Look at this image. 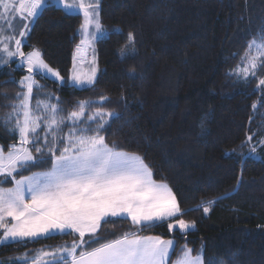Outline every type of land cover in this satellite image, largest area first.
Instances as JSON below:
<instances>
[{"label": "trees", "instance_id": "1", "mask_svg": "<svg viewBox=\"0 0 264 264\" xmlns=\"http://www.w3.org/2000/svg\"><path fill=\"white\" fill-rule=\"evenodd\" d=\"M100 20L111 35L95 42L99 73L85 88L71 84L84 15L50 0L29 23L24 20L22 51L39 50L64 79L60 84L34 73L41 87L33 88L32 105L38 90L49 89L58 96L54 102L61 113L79 111L84 101L89 117L98 109L118 113L98 133L106 143L140 155L154 179L173 189L182 210L200 205L178 216L194 223L183 234L167 228L170 220L139 228L127 218L112 217L102 223L101 235L110 240L135 232L173 238L170 263L186 246L194 254L203 248L204 264L212 258L223 264H264V88L254 91L258 77L243 81L231 74L244 62L249 42L261 40L264 0H100ZM129 33L135 55L122 59L120 51L131 47ZM17 64L12 59L0 67V145L5 152L20 141L18 131L13 134V105L21 101L19 82L29 73ZM132 71L135 79L126 75ZM100 123L90 122L92 133ZM36 147L32 150L39 158ZM43 156L48 157V149ZM51 166L46 159L16 175ZM76 239L63 233L0 244V264H16L18 254Z\"/></svg>", "mask_w": 264, "mask_h": 264}, {"label": "snow or ice", "instance_id": "2", "mask_svg": "<svg viewBox=\"0 0 264 264\" xmlns=\"http://www.w3.org/2000/svg\"><path fill=\"white\" fill-rule=\"evenodd\" d=\"M42 6V0H33L28 7V15L35 16ZM23 8L24 6L21 5ZM65 7H70L65 5ZM80 8H84V24L82 30L87 31L89 25H93L97 33H100L102 26L99 20L98 4L85 8L81 3ZM27 28V25H25ZM120 33V30H116ZM105 35H111L105 32ZM264 40V30L259 34ZM21 37L25 32L20 33ZM0 43H3L0 40ZM82 44L85 41L81 42ZM127 43L131 46L127 51L122 49L119 53L122 59H127L129 55H135L134 36L129 33ZM15 51H8L7 47L0 50V54L7 53L11 60L16 55L24 58L27 63L29 75L19 82L27 89L24 99L14 108L22 110L23 121L17 120L13 134L18 131L20 136V146H12V150L5 156L0 150V175L11 177L15 186L12 188H0V244H5L9 240L24 241L25 238H35L49 232L59 231L67 234H78L79 241H73L71 247H64L56 254L58 259L53 258L46 264H166L170 255V250L174 251L175 241L164 240L159 236L141 237L136 234H124L122 237L99 243L97 247L90 248L92 244L98 243L103 237L98 235L101 222H107L106 217L131 218L135 225L141 227H151L162 225L163 222L174 220L168 223L169 230H179L182 234L194 228V223L184 219H175L182 216L187 211L198 210L189 208L182 210L175 194L167 184L157 183L153 180L151 169L144 163L143 159L136 155L123 151L114 150L106 142L104 136L99 135L105 125L111 123V119L119 118L118 113L103 112L97 110L89 121L100 120L101 123L94 135H87L89 128H80L81 133L77 135V129H73L68 135L70 147H65L56 155L57 149L49 148L48 157L43 156V149L36 147V152L41 153L37 158L31 154L28 144L33 147L39 140H29V136L36 133L40 127L38 121L40 117H33L29 101L33 95V88L41 87L36 85L32 73H51L59 76L41 59L39 51H32L25 54L21 51L22 40H15ZM248 48L257 50V55L248 57V66L242 70L245 79L249 76L255 78L258 59L264 58V44L258 43L255 39L249 42ZM264 67V64L260 65ZM240 75V72L231 73ZM130 79H135L138 74L134 71L126 73ZM77 84H93L95 81V69L86 78L80 76L73 77ZM9 82H15L14 80ZM264 86V79L259 80L258 88ZM18 94V97L19 98ZM105 103L109 98L101 97ZM264 100V94H262ZM41 102H38L39 110ZM85 105L82 103L80 111L69 114V119L75 123L85 115ZM257 105H253L256 108ZM45 110L51 109V121L47 124L49 133H54L64 123V120H57L56 113L59 109L55 105H44ZM21 113L17 112V116ZM107 116L110 119L105 120ZM82 122V121H81ZM203 127V124L201 125ZM47 144V136L44 137ZM251 140V137H248ZM63 142V141H61ZM254 153L255 149H251ZM46 159H51V169L47 172L33 173L31 176H22L15 179L14 173L20 170H28L29 167L44 163ZM4 182H7L5 180ZM26 194L30 199H26ZM215 200L208 201L209 204ZM209 207L204 206L203 212L208 213ZM11 218L13 223H6L7 218ZM202 248L195 257L192 250L186 246L182 249V255L176 264H203ZM49 255V254H45ZM27 264V259H24ZM35 264V261H34ZM208 264H223L222 260L212 258Z\"/></svg>", "mask_w": 264, "mask_h": 264}, {"label": "rangeland", "instance_id": "3", "mask_svg": "<svg viewBox=\"0 0 264 264\" xmlns=\"http://www.w3.org/2000/svg\"><path fill=\"white\" fill-rule=\"evenodd\" d=\"M58 1L60 3L59 5H61V4L62 5H69V6L72 5V8H71V6L67 7V8L65 6H63L68 11L75 12V13L81 12L83 15H84L85 9L79 7V5L81 3H83L85 5V8H89V10H90V6L98 4L97 11L99 12V20H100V0H58ZM22 2L24 3V9L22 11L28 13V7L30 6V4L33 1L32 0H23ZM54 2L57 3L56 1H54ZM10 7L11 6H8V8H10ZM42 8H41V10H42ZM39 13H37L35 16H37ZM15 15H16L15 11L10 10L6 13L4 11V9H2V6L0 5V40L3 41V43H0V50L7 47L8 51H13V52L15 51V48H12V43H11V37L13 36L14 33H13V31H10L11 30L10 24L14 20ZM35 16L28 15L27 23H29L30 19H32ZM84 20H85V17H84ZM100 23H101V20H100ZM101 26H102L103 31H101L100 33L96 32V29L94 28L93 25H89L87 31L82 30V33H83V40L82 41H85V43L84 44L80 43L78 48H77L76 56H75V60H74V65L72 68V75H71V84L78 87V88L89 87L93 84H88V83L77 84L75 82V80L73 79L74 75L80 76L83 79V78H86L87 76L91 75L93 69H95V81H96V78L98 76L99 63L97 60V56L95 55V52H94L95 42L99 38L106 37L107 35H105L104 33L108 32L107 28L102 23H101ZM256 41L258 43L264 44V40H256ZM20 48H21V46H20ZM21 51H22V49H21ZM34 51H39V50L35 49ZM256 55H257V50L255 48H253L251 51L248 50V53H247L248 57H252V56H256ZM13 59H18V64H17L18 66L24 65L25 67H27L26 60L24 58L20 57L19 55H16ZM41 59L54 72L59 73V71L57 69L53 68L51 65H49L43 59L42 55H41ZM9 61H10V59L8 58L6 52H3L2 54H0V65H1L0 67L4 66ZM248 63H249L248 59H245L244 62L241 65H239L235 70V73H237V72L241 73L240 75H236V76H238V78L243 80V81H248L249 79L252 78L251 76H249L248 79H245L242 75V70L248 66ZM256 63H257V70L255 72V78L258 77V78H260L259 80L264 79V75H262L263 67L260 66L261 64H264V58L258 59L256 61ZM34 73H32L33 79H34ZM41 74L46 76V77H49L53 80L58 81L60 84H63V82H64V79L60 73H59V76H54L51 73H46V72L41 73ZM27 75H29V74H27ZM95 81H94V83H95ZM36 85H38V84H36ZM261 88H264V86H261ZM26 92H27V89L25 87H23V90L21 91V94H20L21 100L24 99L23 94ZM54 98L58 99V96L55 95L49 89H43V90L40 89L37 91V93L35 95V101H34L33 105H32V100L30 99V101H29V106H30L33 117H40L41 118L38 121L40 127L37 129L42 128L41 134H39V135L36 134L37 136H35V138L32 140H39V143H37L36 145L40 146V148H42L43 150L49 149L50 146H51L50 148L54 147L55 149L58 150V149H61L62 147H64L65 144L69 145V142H68L69 133L74 128L77 129V132H79L78 129L89 127L90 126L89 124L91 122V121H89V119H88L89 116L87 115L86 104L88 102L84 101L83 104L85 105V107H84L85 115L82 116L80 118V120L73 123V121L68 118L69 114L61 113L58 111L56 113L55 118L57 120L63 119L64 123L61 124L60 128L58 130H56L54 133H49L48 129H47V124L50 123L52 114H51V109L49 108L48 110H45L44 105H55L56 108L58 109L59 107H58L57 103L54 102ZM38 102H41V106H40L39 110L37 109ZM19 104H20V102H19ZM17 112H20L21 114L19 116H17ZM15 116H16L17 120H20L21 122L23 121L22 110H20L19 108L16 109ZM45 136H47V141H48L47 144L45 143V139H44ZM61 141H63V142H61ZM14 146L19 147L20 141L18 143H16ZM46 146L48 148H45ZM0 150H2L4 155L6 154L5 151H3L1 145H0ZM5 156H7V155H5ZM33 156L35 157V155H33Z\"/></svg>", "mask_w": 264, "mask_h": 264}, {"label": "crops", "instance_id": "4", "mask_svg": "<svg viewBox=\"0 0 264 264\" xmlns=\"http://www.w3.org/2000/svg\"><path fill=\"white\" fill-rule=\"evenodd\" d=\"M23 0H0V5L2 6V9H4V11L7 13L8 11L10 10H13L15 11V18L14 20L11 22V30L10 31H13L14 35H16V37L14 39H11V43H12V48H16V44L13 42H15V40L17 39H21V36L17 34H19V32H25V26H24V20H28V13L26 12H23L22 10L24 9V7L22 8L21 5L24 6V3L22 2ZM33 1V0H32ZM48 1L50 0H42V6L40 7V9L38 10L37 13H39L41 11V8L45 5V3H47ZM53 1H56L58 4L59 1L58 0H53ZM62 5V4H61ZM8 6H11L10 8H8ZM62 6H65V5H62ZM71 8H72V5H70ZM19 18L21 20V22H19ZM20 30V31H19ZM1 66V65H0ZM59 109V108H58ZM59 112H61L59 110ZM86 128H89L90 127H86ZM41 131H42V128L41 129H37L36 133L32 134L29 136V140H32L35 138V136L41 134ZM37 134V135H36ZM77 135H80L81 133L80 132H77L76 133ZM87 135H94V134H97V133H92V131L90 130L89 132L86 133ZM106 142V141H105ZM27 147L30 149L31 151V154L34 155V150H32V144H28ZM65 147H70V144L69 145H64V147H62L61 149H58L56 151V155H60V151L59 150H62L63 148ZM116 150V149H114ZM4 151V150H3ZM11 151V150H10ZM9 151V152H10ZM117 151H122V150H117ZM9 152H5L7 155ZM123 152H126V151H123ZM126 153H130V152H126ZM130 154H136V153H130ZM138 155V154H136ZM140 156V155H138ZM141 157V156H140ZM142 158V157H141ZM143 159V158H142ZM144 161V160H143ZM144 163L146 164V162L144 161ZM147 165V164H146ZM148 166V165H147ZM51 169V168H50ZM50 169H44V170H36V171H33L31 173H28V174H25V175H20V176H17L16 173H14L15 175V179H20L22 176H31L33 173H41V172H47L49 171ZM154 181H156L157 183H164V184H167L166 182H162V181H158L156 179H154V177H152ZM5 180H7V182H4ZM15 184H14V181L11 179V177H5L3 175H0V188H12L14 187ZM169 188H171L169 185H168ZM172 192L174 193L173 189L171 188ZM175 194V193H174ZM176 196V195H175ZM177 198V197H176ZM26 199H30V196H28L26 194ZM109 218H112L111 216L109 217H106L105 220H108ZM123 218V217H122ZM128 220L131 221V218L128 217L127 218ZM175 219H182V218H179L178 216L175 218ZM186 221V220H185ZM104 221L101 222V225ZM132 222V221H131ZM171 223H174V220H170ZM6 223H8L9 225L11 223H13V221L11 220V218H7L6 219ZM139 228H142L140 225H137ZM56 234H63L62 232H59V231H53V232H49L45 235H40V236H37L35 238H25V240H34V239H37V238H42V237H47V236H51V235H56ZM75 234V233H73ZM129 234H136L138 236H141V237H147V236H159V235H152V234H139L138 232H135V233H129ZM77 236V239L74 240V241H79V236L78 234H75ZM98 235L103 237V239L99 240L98 243L96 244H92L90 245L89 247L90 248H94V247H97L99 245V243H104V242H107V241H111L110 239H107L105 238L104 236L101 235L100 233V229L98 230ZM161 237L162 239L164 240H174L173 238H164L162 236H159ZM118 239V238H117ZM115 240V239H113ZM9 242H12V240H10ZM73 241L72 240H69L68 242L66 243H62V244H59L57 245L56 247H41V248H38V249H35L31 252H24L22 254H18L17 256V260H16V264H24V259L26 258L27 259V264H34V261H35V264H46L47 261H51L53 258H56L58 259L59 256L56 255L59 250L61 248H64V247H71ZM176 243V241H175ZM188 249H191L189 247H187ZM192 250V249H191ZM171 253L172 251L170 250V255H169V258L167 259L166 261V264H176V261L178 260V258L181 257V255L176 258L172 263H170V256H171ZM200 253V252H199ZM199 253L197 254H194L193 252L191 253L193 257H195L196 255H198ZM45 254H49V255H45ZM203 264H204V259H203Z\"/></svg>", "mask_w": 264, "mask_h": 264}]
</instances>
